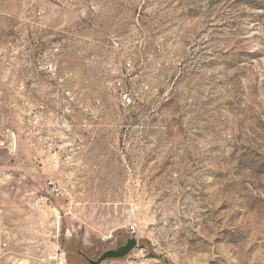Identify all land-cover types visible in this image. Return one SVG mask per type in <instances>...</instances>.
I'll list each match as a JSON object with an SVG mask.
<instances>
[{
    "label": "rangeland",
    "instance_id": "rangeland-1",
    "mask_svg": "<svg viewBox=\"0 0 264 264\" xmlns=\"http://www.w3.org/2000/svg\"><path fill=\"white\" fill-rule=\"evenodd\" d=\"M127 237L264 264V0H0V264Z\"/></svg>",
    "mask_w": 264,
    "mask_h": 264
},
{
    "label": "water",
    "instance_id": "water-1",
    "mask_svg": "<svg viewBox=\"0 0 264 264\" xmlns=\"http://www.w3.org/2000/svg\"><path fill=\"white\" fill-rule=\"evenodd\" d=\"M138 245L136 237H127L116 248H110L102 253L98 259H90L92 264H101L110 258H122L130 254V252Z\"/></svg>",
    "mask_w": 264,
    "mask_h": 264
},
{
    "label": "built area",
    "instance_id": "built-area-1",
    "mask_svg": "<svg viewBox=\"0 0 264 264\" xmlns=\"http://www.w3.org/2000/svg\"><path fill=\"white\" fill-rule=\"evenodd\" d=\"M134 227H135V226H132V227H131V229H132L133 231H134Z\"/></svg>",
    "mask_w": 264,
    "mask_h": 264
}]
</instances>
